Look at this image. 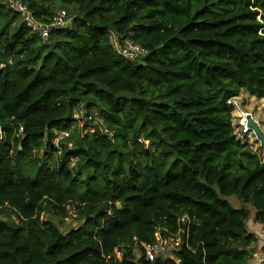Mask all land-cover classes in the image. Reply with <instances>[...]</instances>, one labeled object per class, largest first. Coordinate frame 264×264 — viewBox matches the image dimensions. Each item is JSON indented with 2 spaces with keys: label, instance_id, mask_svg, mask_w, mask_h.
Instances as JSON below:
<instances>
[{
  "label": "trees",
  "instance_id": "obj_1",
  "mask_svg": "<svg viewBox=\"0 0 264 264\" xmlns=\"http://www.w3.org/2000/svg\"><path fill=\"white\" fill-rule=\"evenodd\" d=\"M21 1L71 21L44 42L0 0V204L25 218L0 221V264H248L250 210L225 198L264 230V160L236 138L229 101L264 98V0ZM110 32L146 54L121 57ZM81 106L103 125L79 131ZM66 204L81 220L66 233L35 217ZM184 212L178 262L113 256Z\"/></svg>",
  "mask_w": 264,
  "mask_h": 264
},
{
  "label": "built area",
  "instance_id": "obj_2",
  "mask_svg": "<svg viewBox=\"0 0 264 264\" xmlns=\"http://www.w3.org/2000/svg\"><path fill=\"white\" fill-rule=\"evenodd\" d=\"M6 6L17 13L19 20L30 30L31 33L36 34L42 41L48 42L50 32L54 29H59L67 26L71 21L67 11L65 9H57L48 23H42L38 21L28 6L21 0H4ZM109 42L115 51L123 58L127 60H137L146 54V50L139 44L134 43L129 38H124L119 41L113 32L109 34ZM230 103V101H229ZM73 117L75 120L81 121L84 119L94 120L92 114L88 113L86 108L80 107L74 112ZM250 117L248 114H242L237 117L235 133L244 138L247 134L251 133V129L247 126V119ZM95 122V120H94ZM102 124V122H97ZM103 125V124H102ZM69 136V130L57 131V139L55 145L60 139ZM139 142H144L141 137L138 138ZM71 146V143H68ZM74 165V161L71 162V166ZM64 214L61 216V220L68 224L73 223V228L80 225L79 213L74 205L66 204L64 206ZM35 217L39 221H46L47 214L44 210L38 211ZM20 220L25 218L20 215L16 209L9 204H0V221H10L14 224L20 223ZM193 223V218L186 212L178 215L174 221L173 226L167 224L157 225L153 230V240L151 242H142L133 237L129 243H121L113 249V256L117 259L123 257V253L126 248L132 247L136 256H143L148 261L155 260H173L178 262L180 251L184 248L191 249L190 246V232ZM264 231V230H263ZM256 240L259 241L250 252L248 264H264V232H254Z\"/></svg>",
  "mask_w": 264,
  "mask_h": 264
},
{
  "label": "rangeland",
  "instance_id": "obj_3",
  "mask_svg": "<svg viewBox=\"0 0 264 264\" xmlns=\"http://www.w3.org/2000/svg\"><path fill=\"white\" fill-rule=\"evenodd\" d=\"M230 104L233 106V112L231 113V122H232V126L234 129L236 127L237 117L246 113L257 124H259L261 129L264 131V98L258 99L254 96L249 95L246 90L242 89L238 96L230 99ZM91 111L94 112V109ZM94 120H95V122H100L99 120H96V119H94ZM85 122H86V120H84V119H81V121L77 122V126H78L79 131H80V128L82 129V126H85V124H86ZM234 133H235V130H234ZM235 135H236V138L238 140H240L241 142H248L251 150L258 152L260 154L261 159L264 160V150L261 148L258 139L255 137V135L253 133L247 134V136L244 138H241L236 133H235ZM225 199L234 208H240L242 206H245L246 208H248L250 210V218L247 221L249 231L251 230V231L257 232V233L264 232L263 228L262 229L260 228V227H262L261 225L260 226L259 225L253 226L254 222H253L252 218H253L255 210L253 209V207L251 205L243 204L239 199H237L234 196H230V197H227ZM45 213L47 214V221L52 222L53 224L58 226L61 232L66 233V231L73 228V223L66 224L61 220V216L63 215V213L62 214L59 213L57 215H54L52 213V211H48V210L45 211ZM257 229H260V230H257ZM255 244L256 245L258 244L257 241L255 242ZM255 244L253 246L256 247Z\"/></svg>",
  "mask_w": 264,
  "mask_h": 264
},
{
  "label": "water",
  "instance_id": "obj_4",
  "mask_svg": "<svg viewBox=\"0 0 264 264\" xmlns=\"http://www.w3.org/2000/svg\"><path fill=\"white\" fill-rule=\"evenodd\" d=\"M247 126L251 129L252 133L258 139L261 148L264 150V131L251 117L247 119Z\"/></svg>",
  "mask_w": 264,
  "mask_h": 264
},
{
  "label": "crops",
  "instance_id": "obj_5",
  "mask_svg": "<svg viewBox=\"0 0 264 264\" xmlns=\"http://www.w3.org/2000/svg\"><path fill=\"white\" fill-rule=\"evenodd\" d=\"M248 223V222H247ZM257 225H259L260 226V224H258V223H253V226H257ZM247 228H248V224H247ZM258 228V227H257ZM261 229H262V227H260ZM257 230H260V229H257ZM251 231V230H250ZM253 232V231H252ZM257 241V240H256ZM257 243H260L259 241H257Z\"/></svg>",
  "mask_w": 264,
  "mask_h": 264
},
{
  "label": "clouds",
  "instance_id": "obj_6",
  "mask_svg": "<svg viewBox=\"0 0 264 264\" xmlns=\"http://www.w3.org/2000/svg\"><path fill=\"white\" fill-rule=\"evenodd\" d=\"M251 133H252V131H251Z\"/></svg>",
  "mask_w": 264,
  "mask_h": 264
}]
</instances>
